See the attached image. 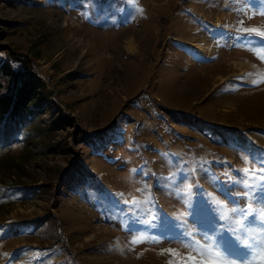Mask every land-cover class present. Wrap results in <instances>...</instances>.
I'll return each mask as SVG.
<instances>
[{"label":"rangeland","instance_id":"1","mask_svg":"<svg viewBox=\"0 0 264 264\" xmlns=\"http://www.w3.org/2000/svg\"><path fill=\"white\" fill-rule=\"evenodd\" d=\"M0 28L45 86L0 122V264L178 262L240 229L228 192L264 221L262 0H0Z\"/></svg>","mask_w":264,"mask_h":264},{"label":"snow or ice","instance_id":"2","mask_svg":"<svg viewBox=\"0 0 264 264\" xmlns=\"http://www.w3.org/2000/svg\"><path fill=\"white\" fill-rule=\"evenodd\" d=\"M264 3V0H262ZM248 32H255V29H247ZM261 38H264V32L259 33ZM264 164V160L261 161ZM187 177H185L186 179ZM234 185L229 184L228 187H233ZM227 190V189H226ZM247 193H245L246 195ZM229 196L233 197L231 201L232 212L239 219L240 229L230 233L224 228H198L196 231L192 232V236H198L204 243L207 245V249L204 253H197L196 256L184 257L180 261H169L168 264H236V261L239 259L241 264H249L250 258L254 260V264H264V250L259 254V259H255L253 256V250L257 247L258 242L252 241L249 242L245 237L248 235V230L252 227H259L264 229V221H258L256 214L251 210L252 206L248 205L246 207H241L239 204L240 197L234 195L233 192H228ZM261 208H264V186L259 190V194L255 200ZM229 238L235 237L236 242V254L233 255V250L228 242L225 240V237ZM162 239L183 240L188 239L183 232H181L180 237H173L170 231H166L165 234L161 237ZM243 241V243H241ZM170 253L175 255V251L172 249L168 250Z\"/></svg>","mask_w":264,"mask_h":264},{"label":"trees","instance_id":"3","mask_svg":"<svg viewBox=\"0 0 264 264\" xmlns=\"http://www.w3.org/2000/svg\"><path fill=\"white\" fill-rule=\"evenodd\" d=\"M5 38L0 28V56L6 51L2 46ZM10 54L0 58V122L5 125L37 118L43 113L45 100V86L38 72L26 67L25 61L16 60L18 66H14L9 62L15 60ZM62 124L59 118L52 126L61 129Z\"/></svg>","mask_w":264,"mask_h":264},{"label":"bare ground","instance_id":"4","mask_svg":"<svg viewBox=\"0 0 264 264\" xmlns=\"http://www.w3.org/2000/svg\"><path fill=\"white\" fill-rule=\"evenodd\" d=\"M72 24H74V22L72 21ZM216 26L217 27H219L220 25H219V21H217V24H216ZM230 36H231V38H230V40L232 41V40H234V35H233V33H231V31H230ZM193 47H195L198 51H203L202 49L203 48H201V47H199V46H193ZM125 48H126V50L129 52V53H136L137 52V46L135 45V41H134V39L133 38H129L127 41H126V43H125ZM244 64V63H243ZM242 67H244V66H242Z\"/></svg>","mask_w":264,"mask_h":264}]
</instances>
